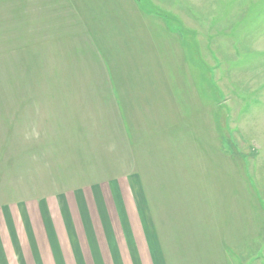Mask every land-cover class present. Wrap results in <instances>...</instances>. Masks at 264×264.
<instances>
[{
    "label": "rangeland",
    "instance_id": "1",
    "mask_svg": "<svg viewBox=\"0 0 264 264\" xmlns=\"http://www.w3.org/2000/svg\"><path fill=\"white\" fill-rule=\"evenodd\" d=\"M30 1L0 0V264H264V0H79L91 39ZM117 82L165 153L139 175Z\"/></svg>",
    "mask_w": 264,
    "mask_h": 264
},
{
    "label": "crops",
    "instance_id": "2",
    "mask_svg": "<svg viewBox=\"0 0 264 264\" xmlns=\"http://www.w3.org/2000/svg\"><path fill=\"white\" fill-rule=\"evenodd\" d=\"M69 1L71 3L73 11H74V13L72 12V15L77 19V21L76 20L75 21L76 22L81 21L85 27V30L87 32H89V34H88L89 37H90V33H91V35L96 38L95 33H93L91 31V27L89 25V11H90L89 9L91 7L89 9H87V4L84 3V1L83 2H79V0H69ZM92 20H95V19L92 18ZM96 20L99 22V18H96ZM90 39H91V37H90ZM98 43L99 42H97V44H95V45H97L96 47H98V50L100 51L101 57L103 58L104 56H108V53H107L108 50L106 48L101 49V46H99ZM104 49L106 51L103 52L102 50H104ZM111 74H113L112 71H111ZM109 75H110V73H109ZM109 75L107 72V78L109 79L110 82L113 78L116 80V77H114V74H113V77H111V79L109 78ZM117 83L113 89L114 90L113 96H115V101H116L115 104L117 105V111H118V114L120 115V120L122 121V124L124 127V133H125V136L127 138V140H125L126 144H124V138H123V143H122V139L120 138L118 149L120 152H122L124 150L126 152L125 154H131L132 167H133L132 173L139 175L141 173V168H140L141 164L139 161L140 159L137 157L136 154H165V153L159 152L160 150L157 149L159 146H156V144H157V142L155 141V139L157 137L156 134H152V135L148 134L146 136V138L139 140V137H141V135H142L141 130L138 129V127H137L138 124H135V122L132 121V116L130 114V111L132 109H130V111H129V108H128V106L133 105L132 101L134 99H132L131 96H127L126 93L123 94L121 91V88H118V87H120V86H118L119 82H117ZM127 97H129V99H127ZM131 108H134V107L131 106ZM164 131H165V133H167L166 128L165 129L163 128V133H164ZM171 139H173V140H171ZM175 142H176V139L174 137L169 139L170 146H171V144H174ZM173 150L175 151V152L173 151V153H175V155L172 156L174 158L172 161L174 162L175 165H178L179 162L175 161V159L176 158L179 159L180 151L177 150L176 147H174ZM122 153H124V152H122ZM139 164H140V167H139ZM127 169H129V168H127Z\"/></svg>",
    "mask_w": 264,
    "mask_h": 264
},
{
    "label": "trees",
    "instance_id": "3",
    "mask_svg": "<svg viewBox=\"0 0 264 264\" xmlns=\"http://www.w3.org/2000/svg\"><path fill=\"white\" fill-rule=\"evenodd\" d=\"M61 1H63V0H60V2ZM56 3H57L56 0H45L44 2H42V4H44L45 6L48 5L49 8L53 7L52 8V12H54L53 9L55 8L54 5H57ZM30 4L31 5L28 8H30L32 6L35 8V5H37L35 3V0L30 1ZM24 5L26 6L25 3H24ZM57 10L58 11H63L64 13H66V12L68 13V10H69L70 11L69 13L71 15H72V12L74 13L73 8H72L71 3H70L69 0H67V3L66 2L63 3V8L62 9L59 8ZM64 13H62V14H64ZM49 15H51V13H49ZM37 16H38V12H36V10H35V13H34L33 9L31 11H29V13H25V15H23L22 19L19 21L21 23V27L23 28V23H24L25 25L29 26L31 28V30H33L32 28H37L39 26L37 19H35V17H37ZM44 20H46V18H44ZM77 35H79V34H77ZM74 36H76V34H74ZM69 37H70V35L68 33H66V36L64 38H62V39H68Z\"/></svg>",
    "mask_w": 264,
    "mask_h": 264
}]
</instances>
